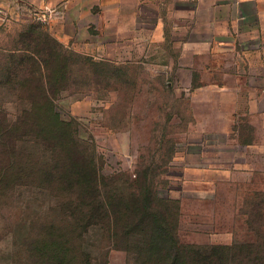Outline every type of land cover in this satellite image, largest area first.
I'll use <instances>...</instances> for the list:
<instances>
[{"label": "rangeland", "instance_id": "rangeland-1", "mask_svg": "<svg viewBox=\"0 0 264 264\" xmlns=\"http://www.w3.org/2000/svg\"><path fill=\"white\" fill-rule=\"evenodd\" d=\"M55 27L0 2V170L12 165L0 185V264H42L44 235L71 219L65 208L93 196V167L104 198L116 193L130 204L146 177L174 201L167 216L187 246L185 264H195L193 249L204 264H222L219 254L227 264H264V131L217 136L207 157H189L227 171L185 173L170 148L187 129L190 88L180 96L150 66L66 46ZM34 61L47 70L40 74ZM86 239L95 264H145L132 250L112 248L100 227Z\"/></svg>", "mask_w": 264, "mask_h": 264}, {"label": "crops", "instance_id": "crops-1", "mask_svg": "<svg viewBox=\"0 0 264 264\" xmlns=\"http://www.w3.org/2000/svg\"><path fill=\"white\" fill-rule=\"evenodd\" d=\"M23 1L63 9V16L50 23L66 46L96 58L150 66L154 78L180 96L190 88L188 126L175 139L182 147L174 158L185 173L227 171L223 163H190L189 157H207L206 146L217 136L229 137L244 127L264 131V0Z\"/></svg>", "mask_w": 264, "mask_h": 264}, {"label": "trees", "instance_id": "trees-1", "mask_svg": "<svg viewBox=\"0 0 264 264\" xmlns=\"http://www.w3.org/2000/svg\"><path fill=\"white\" fill-rule=\"evenodd\" d=\"M28 52L32 53V57H38L36 52L29 49ZM34 62L40 74L47 70L45 61L39 62L40 64ZM44 95L48 99V93L44 92ZM176 151L177 146L172 143L170 158L173 159ZM7 164L1 166L0 185L11 176L2 172L7 166L8 168L12 166L11 160ZM89 184L93 196L70 206L69 209L65 208L62 213L71 219L64 218L60 223V229H57L58 232L50 228L44 235L38 252L42 264H95L96 256L87 249L88 245L93 244L89 243L86 235L90 229L98 227L105 231L112 248L132 250L138 259H145V264H185L189 255L187 246L182 243L176 228L167 216L174 201L171 198L160 197L156 187H152L151 190L147 186L146 177L137 183L138 193H130L132 198L130 204L123 203V196L116 193L104 198L99 188L100 182L95 167L92 168ZM193 253L195 258L192 259L195 264H204L199 255L200 250L193 249ZM208 257L206 254L203 259ZM218 259L225 264L226 261L222 260L221 254L218 255Z\"/></svg>", "mask_w": 264, "mask_h": 264}, {"label": "built area", "instance_id": "built-area-1", "mask_svg": "<svg viewBox=\"0 0 264 264\" xmlns=\"http://www.w3.org/2000/svg\"><path fill=\"white\" fill-rule=\"evenodd\" d=\"M14 12L25 19L42 23H50L55 17H61L64 14L63 9L59 7L36 8L28 5L23 0H8Z\"/></svg>", "mask_w": 264, "mask_h": 264}]
</instances>
